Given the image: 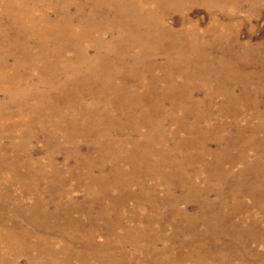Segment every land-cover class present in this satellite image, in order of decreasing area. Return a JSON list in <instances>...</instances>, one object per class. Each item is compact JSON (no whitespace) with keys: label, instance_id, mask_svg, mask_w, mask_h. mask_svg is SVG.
I'll list each match as a JSON object with an SVG mask.
<instances>
[{"label":"rangeland","instance_id":"obj_1","mask_svg":"<svg viewBox=\"0 0 264 264\" xmlns=\"http://www.w3.org/2000/svg\"><path fill=\"white\" fill-rule=\"evenodd\" d=\"M3 64L0 264H264V0H0Z\"/></svg>","mask_w":264,"mask_h":264},{"label":"bare ground","instance_id":"obj_2","mask_svg":"<svg viewBox=\"0 0 264 264\" xmlns=\"http://www.w3.org/2000/svg\"><path fill=\"white\" fill-rule=\"evenodd\" d=\"M41 51H43V48H41ZM24 56L21 57V60H25V61H31L30 58L31 57H35L38 59H42L43 57L42 55L39 53L37 55H32V54H28L27 52L24 51ZM2 68L1 70H4L3 73L0 72V85H4L6 86V88L8 90H10V92H18L20 90H22L23 85H26L27 83V76H25L24 74L18 73V68L16 67H7V64H3L1 65ZM1 104H0V121L2 118H6L8 119L11 115L10 112H6L5 110L1 109ZM22 113H21V118H22ZM22 121V119L20 120ZM2 234V233H1ZM5 235V234H4ZM8 236V235H7Z\"/></svg>","mask_w":264,"mask_h":264}]
</instances>
